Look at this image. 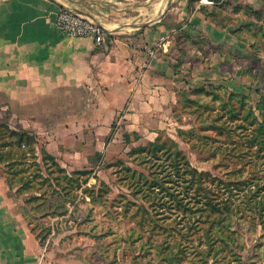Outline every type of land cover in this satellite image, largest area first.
I'll use <instances>...</instances> for the list:
<instances>
[{
	"label": "crops",
	"instance_id": "crops-1",
	"mask_svg": "<svg viewBox=\"0 0 264 264\" xmlns=\"http://www.w3.org/2000/svg\"><path fill=\"white\" fill-rule=\"evenodd\" d=\"M167 1L0 0V123L37 134L52 153L107 134L116 117L141 135L166 128L183 90L225 78L224 49L217 47L236 41L205 16L199 0H174L161 17ZM212 1L264 10V0ZM66 8L89 12L109 36L100 45L67 37L56 25ZM199 35L215 54L186 49ZM151 49L156 56L148 59ZM0 264H87L40 245L1 171Z\"/></svg>",
	"mask_w": 264,
	"mask_h": 264
},
{
	"label": "rangeland",
	"instance_id": "rangeland-1",
	"mask_svg": "<svg viewBox=\"0 0 264 264\" xmlns=\"http://www.w3.org/2000/svg\"><path fill=\"white\" fill-rule=\"evenodd\" d=\"M202 6H206L209 10V20L214 21L216 26L227 28L226 30L230 32H237L234 43H228L219 49L217 47V50L224 49L222 52L225 54V59L221 62V70L228 74L222 80L213 79L204 84V87L211 90L214 95H191V99H196L199 105L188 108L183 107L184 98L187 97L182 94L178 104L171 110V117L166 122L170 121L169 125L157 134L141 135L137 132H129L122 127V124H117L119 118L116 117L107 134L86 135L85 138L81 137L82 141L76 142L80 146L67 142L66 145L69 147L62 148V153L58 151L52 153L48 151L46 141L33 133L37 141L38 159L41 158L43 149L55 157L59 166L65 171L61 173V176L66 174L77 178L70 188L66 185L65 179L59 180V184H64L70 192L69 195H63L61 185L55 183L52 175L48 176L50 181L45 184L51 185L46 187L48 188L46 191L50 195L48 206H52L48 210L34 212L32 209L39 205L36 201L24 203V200L31 195L30 193L20 199L13 196L16 211L20 213L28 227L33 229V233H38V228L41 227L50 228L46 249L56 257L79 258L87 264H161L153 253L155 248L150 246L151 242L155 243L153 233L160 231L154 226H171L178 229L175 232L177 235L181 225L174 221L175 215L172 208H166L163 214L157 213L151 206L150 199L146 202L142 194L135 193L134 186L136 181L142 180L140 175L148 180L163 176L161 173L153 172H156V164L161 160L169 162L165 154L161 155L159 160L148 159L146 151L140 149L146 147L149 142H153L158 136L166 144L170 143V140L167 141L168 138L177 142L182 157L186 159L190 167L210 174V177L206 176L202 184L210 191L215 201L223 198L240 205L246 201V198L252 196L253 191H246L255 188L254 181H258L260 186L264 185V151L245 157L255 163L253 168L250 164H242V167H239L241 164H237L239 161L232 157L236 154L232 149L234 142L239 140V136L243 133L238 130L234 132L235 135H230V139L226 138L218 130L222 127L221 121H214L216 115L223 112L222 102L229 98L230 93H236L238 97L244 96L242 99L232 98L231 103L235 107L241 103L245 113L250 109L259 121L264 118V114L262 117L264 106L262 109L259 107L264 102V10L255 11L248 5H226L222 2L203 3ZM240 22L255 24L242 26ZM187 48L200 50V55L205 58L215 54L211 51L216 50V46L212 45L211 40L205 35L190 39ZM194 88L197 87L190 86L183 92ZM200 104L210 106L209 119L206 118L209 111H205ZM202 111H205L204 115L201 114ZM241 122L242 120L238 119L232 124ZM177 129L191 130V134L187 135L191 141L181 140L177 136ZM54 136L57 137V134ZM63 144L65 142L60 143V145ZM0 171L2 173V166ZM41 173L47 176L44 168ZM254 175L257 176V180H253ZM228 177L244 183L240 188L233 187L229 191L225 184ZM181 184L184 183L181 182ZM164 185L171 188L173 184L164 181ZM180 188L182 192V187ZM143 189L150 196H162L156 186L152 189L145 187ZM191 189L188 195H185L184 202L190 199L189 203L193 206L196 203L194 198H197L201 205L206 198L202 194L194 197L193 193H190ZM262 190L260 194L264 192V189ZM164 200L168 198L165 197ZM19 208L25 209L27 215L31 217L27 219L29 223ZM248 216L249 211L244 209L235 215L237 224H242L240 234L245 246L240 253V264L254 262L259 264V260L260 264H264V228L258 222L255 226H250L246 220ZM143 247L148 251H145ZM191 260L196 258L189 256L182 264H192ZM209 263L212 264L211 259Z\"/></svg>",
	"mask_w": 264,
	"mask_h": 264
},
{
	"label": "trees",
	"instance_id": "trees-1",
	"mask_svg": "<svg viewBox=\"0 0 264 264\" xmlns=\"http://www.w3.org/2000/svg\"><path fill=\"white\" fill-rule=\"evenodd\" d=\"M201 7L205 16L209 19V10L206 6ZM240 24L249 26V24L254 25L255 23L240 22ZM233 33L236 34L237 32L234 31ZM108 36L105 33V37ZM184 95L187 98H184L183 107L191 108L194 105H199L196 99H191V95L209 96L214 94H212L211 90L201 86L188 92L184 91ZM235 97H238V94L230 93L229 98L222 102L221 110L223 112L217 114L214 121H221L222 127L218 128V130L226 138L230 139L232 135H235L234 132L241 130L239 132L243 134L239 136V140L234 142L232 151L236 152V154H233L232 157L239 161L237 163L241 164L239 167H242V164H250V167L253 168L255 163L245 157L250 154L257 155L260 151H264V118L259 121L258 117L250 109L245 113L241 103L238 107H235L231 103L232 98ZM238 98L242 99L244 96L239 95ZM200 106L205 108V111H209L206 116L209 119L211 116L210 106L208 104H200ZM263 106L264 102L262 106H259L260 109ZM204 112L202 111L201 114L204 115ZM263 114L264 112H262V117ZM239 115L240 118H238ZM238 119L242 120L243 123L232 124ZM188 134H191V130L177 129V136L185 142L191 141L190 137L187 136ZM169 140L170 143H163L162 138L158 136L153 142H149L146 147L140 148L146 151L148 159L159 160L163 154L169 159L167 163L163 160L158 162L156 164V172H153L154 174H163L162 178L155 177L153 180H148L145 176L140 175L142 180L136 181L134 184L136 187L135 193L142 194L146 202L150 199L151 206L154 207L157 213L163 214L166 208H172L175 215L174 221L181 225L177 235L175 232L178 229H174L171 226H154L155 229H157L156 227L160 229V231L157 230L153 233V241L155 243L151 242L150 244V246L155 248L153 252L155 258L161 264H182L186 262L189 256L196 258V260H191L192 264H210L209 259L212 260V264H240V253L245 249V246L243 237L240 234L242 224H237L235 215L241 209L249 211V216L246 220L250 223V226H255L258 222L264 228V192L260 194L261 190L264 189V185L260 186L258 181H254L255 188H250L246 191H253L252 196L246 198V201L240 205L233 204L230 200L223 198L215 201L211 197L210 191L205 189L202 184L206 176L210 177V174L199 172L190 167L186 159L182 157L177 142L171 138L167 139V141ZM36 144L37 141L33 133L22 129H12L7 124L0 123V166H2V174L9 191L16 199H20L30 193L31 195L24 200V203L36 201L39 205L32 210L40 212L43 209L48 210L52 207L48 206L50 195L46 191L48 190V188L46 189L48 185L45 184L50 181L48 176L52 175V179L58 184L60 179H65L66 185L69 186L68 188L72 186L73 182H76L77 178L69 177L66 174L61 176V173H65V171L59 166L55 157L43 149L41 150V158L38 159ZM42 168L46 170L47 176L41 173ZM54 174L56 175L54 176ZM252 177L253 180H257V176L255 177L254 175ZM164 181L171 182L173 184L171 188L166 187ZM181 182L184 184L182 185ZM243 183V181L230 177L225 181L229 191L233 187L240 188ZM59 185L64 191L63 195L70 194L64 184L60 183ZM154 186L158 188L162 196H150L144 192L143 187L152 189ZM180 186L182 187V192ZM48 187H51V185ZM190 189L192 190L190 193H193L194 197L202 194L206 200L199 205L200 200L194 198L196 203L193 206L189 203L190 199L184 202L185 195H188ZM135 196L137 197V195ZM165 197L168 200L165 201ZM168 202L170 203L167 206ZM19 210L26 220L31 218L27 215L25 209L19 208ZM30 229L33 231L32 228ZM38 229L39 232H34V234L40 245L46 247L50 228L41 227ZM143 249L145 248L143 247ZM145 251H148V249H145ZM260 262L259 260L258 263L260 264ZM256 263L254 262L253 264Z\"/></svg>",
	"mask_w": 264,
	"mask_h": 264
},
{
	"label": "built area",
	"instance_id": "built-area-1",
	"mask_svg": "<svg viewBox=\"0 0 264 264\" xmlns=\"http://www.w3.org/2000/svg\"><path fill=\"white\" fill-rule=\"evenodd\" d=\"M201 3L213 4L212 0H199ZM58 29L69 38H92L97 45L104 41L106 28L90 17L70 9H61L56 17ZM156 56L155 50L148 52V59Z\"/></svg>",
	"mask_w": 264,
	"mask_h": 264
},
{
	"label": "water",
	"instance_id": "water-1",
	"mask_svg": "<svg viewBox=\"0 0 264 264\" xmlns=\"http://www.w3.org/2000/svg\"><path fill=\"white\" fill-rule=\"evenodd\" d=\"M53 1H54V0H53ZM173 1H174V0H168V1H167L166 7H165L163 13L161 14V17H163V16L165 15L167 9L172 5ZM66 9H67V8H66ZM70 10H73V11H75V12H78V13L84 14V15L90 17L91 19H93L95 22H97L89 12H86V11H84V10H79V9H70Z\"/></svg>",
	"mask_w": 264,
	"mask_h": 264
},
{
	"label": "bare ground",
	"instance_id": "bare-ground-1",
	"mask_svg": "<svg viewBox=\"0 0 264 264\" xmlns=\"http://www.w3.org/2000/svg\"><path fill=\"white\" fill-rule=\"evenodd\" d=\"M157 2H158V1H157ZM161 12H162V11H161ZM153 14H154V13H153ZM149 17H151V16L149 15ZM149 17H148V18H149Z\"/></svg>",
	"mask_w": 264,
	"mask_h": 264
}]
</instances>
